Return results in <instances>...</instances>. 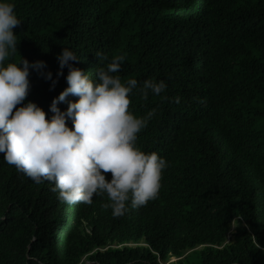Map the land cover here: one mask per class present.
<instances>
[{"label": "trees", "instance_id": "1", "mask_svg": "<svg viewBox=\"0 0 264 264\" xmlns=\"http://www.w3.org/2000/svg\"><path fill=\"white\" fill-rule=\"evenodd\" d=\"M7 2L20 24L6 63L44 62L29 68L24 104L51 118L67 87L63 48L93 80L124 54L114 75L138 81L130 111L156 109L137 146L167 167L156 199L113 217L106 194L62 202L54 182H34L0 154V264H264V0ZM145 80L166 89L143 100Z\"/></svg>", "mask_w": 264, "mask_h": 264}, {"label": "clouds", "instance_id": "2", "mask_svg": "<svg viewBox=\"0 0 264 264\" xmlns=\"http://www.w3.org/2000/svg\"><path fill=\"white\" fill-rule=\"evenodd\" d=\"M20 24L15 5L0 0V154L4 161L36 183L54 182L53 192L68 204H91L95 195L107 196L103 207L120 217L131 209L145 206L159 195L167 162L157 152H144L137 146L138 133L155 115L156 109L143 116L130 111V93L136 79L122 82L119 75L124 54L111 58L106 67L96 70V80L82 69L73 67L78 55L63 48L58 56L60 68L68 67L67 87L50 105V119L33 102L24 104L29 90V68L39 69L43 61L31 65L20 56L7 62L17 51L13 29ZM105 61L107 55L95 53ZM62 74L58 72L57 75ZM51 79V73L46 74ZM55 81H53V86ZM166 89L163 80H145L139 88L141 99L149 92L160 95ZM69 95L65 111L57 105ZM167 99V97H165ZM175 103L180 102L176 97ZM18 105H22L19 106ZM71 120L69 128L67 121ZM110 174L111 178H106Z\"/></svg>", "mask_w": 264, "mask_h": 264}, {"label": "rangeland", "instance_id": "3", "mask_svg": "<svg viewBox=\"0 0 264 264\" xmlns=\"http://www.w3.org/2000/svg\"><path fill=\"white\" fill-rule=\"evenodd\" d=\"M172 260H174V259H172Z\"/></svg>", "mask_w": 264, "mask_h": 264}]
</instances>
